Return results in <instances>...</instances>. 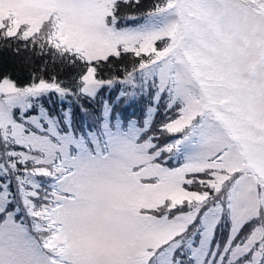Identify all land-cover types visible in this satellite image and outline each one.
<instances>
[{"label": "snow or ice", "instance_id": "1", "mask_svg": "<svg viewBox=\"0 0 264 264\" xmlns=\"http://www.w3.org/2000/svg\"><path fill=\"white\" fill-rule=\"evenodd\" d=\"M0 51V264H264V0H0Z\"/></svg>", "mask_w": 264, "mask_h": 264}, {"label": "trees", "instance_id": "2", "mask_svg": "<svg viewBox=\"0 0 264 264\" xmlns=\"http://www.w3.org/2000/svg\"><path fill=\"white\" fill-rule=\"evenodd\" d=\"M144 5H149L151 0H142ZM131 11H135L132 9ZM160 44L161 42H157ZM41 61L36 59L34 63H30L25 59V54H21L20 56H16L11 52L0 51V72H6L11 74V76L18 81L20 84L27 83L30 73L37 67H39ZM61 78L64 77V73H60ZM119 94V86L115 90L112 91L111 99L114 101L115 97ZM107 95V94H106ZM135 108H138V104L135 105ZM75 118L77 119L80 115L79 110L74 108ZM132 111V109H130Z\"/></svg>", "mask_w": 264, "mask_h": 264}, {"label": "rangeland", "instance_id": "3", "mask_svg": "<svg viewBox=\"0 0 264 264\" xmlns=\"http://www.w3.org/2000/svg\"><path fill=\"white\" fill-rule=\"evenodd\" d=\"M130 23H131V22H130ZM157 45L160 46L161 43H160V44L157 43ZM146 103H147L146 100L141 101L140 103H138V108H135L136 111H137V114H138V115L141 114V113H140V109H142V108L146 105ZM117 107H118V110L127 107V101H121V102L118 104ZM129 111H130V109H129ZM79 118H80V115H79V117L77 118V120H78ZM159 119H161V117L158 116V117H157V121H158Z\"/></svg>", "mask_w": 264, "mask_h": 264}]
</instances>
